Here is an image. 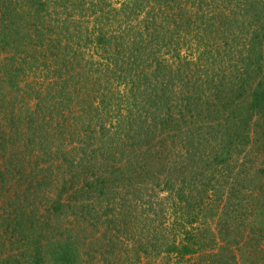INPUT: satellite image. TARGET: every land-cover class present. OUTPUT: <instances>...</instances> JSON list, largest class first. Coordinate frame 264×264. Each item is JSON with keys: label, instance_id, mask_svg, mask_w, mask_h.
<instances>
[{"label": "rangeland", "instance_id": "374dc122", "mask_svg": "<svg viewBox=\"0 0 264 264\" xmlns=\"http://www.w3.org/2000/svg\"><path fill=\"white\" fill-rule=\"evenodd\" d=\"M10 1L12 3V0ZM22 1L13 0V5L18 7L20 11L25 8ZM95 1L100 2L101 0H47L48 4L45 10H47L48 15L45 16L46 20L44 21L42 18V21L46 27H56L59 31L64 30V33L69 32L67 28L75 30L78 25V31L85 34L84 43L78 47L80 51L79 56L81 58H87L89 62L92 63L91 70H93L94 63L95 68L97 67L103 71L104 69L102 70V66L104 63H102V60L105 59L101 57V54L105 52H102V47L97 48L96 45L93 44L94 38H96L97 35V33H93V29L95 28L97 30L96 26L99 24L94 12L90 11V9H93V7H91L92 2L94 3ZM197 1L198 5H194V0H177L175 2L169 0L168 3H162L167 4L163 6H161L162 4L157 5V3L153 1L148 4L143 3V11L138 16L137 14L133 15L131 24L136 25L141 23V26H143V24H145V19L149 22H156L157 29H155L154 37L151 40V52H155L158 57L167 60L169 64H172L174 67L190 61L192 62V64L190 63L191 67L194 68L196 61L195 57L197 56L191 55V49L188 50V47H193V49L196 48V43H194L198 41V39L194 37L196 34V25L193 23L191 29L189 27L190 31H186L188 27H184L185 25H183L178 14L187 13V15H185L186 18L190 15L194 20L195 14L199 12V8H203V14L207 16L206 18H213V16H219L214 15L215 13L213 11L216 9L219 14H231V11L240 12L243 10V6L251 7V2L253 0H250V2H247V0H206V2L205 0H196V2ZM261 1V8L258 9H262L261 11L264 12V0ZM82 2H85V4L82 5ZM134 2L139 3L140 0H135ZM205 3H208V7ZM6 4L10 3L7 0H0V23L2 21L5 23L13 21V17L7 18L2 13L3 10H5L4 5ZM132 4L133 0H102V6L105 10H112L114 12L119 10V13L121 10L122 14L125 12L130 13ZM9 6V9H14L12 5ZM196 6H198V8ZM8 10L6 9V11ZM120 20L121 18L119 17L118 23H115V28L120 24L125 25L122 20ZM196 24L207 26L206 23H202V20L196 21ZM215 24L222 32L229 26V23L226 22L219 24L215 22L214 25ZM242 24L244 25L247 23L246 21L239 20L236 26ZM65 25L71 26L64 28L63 26ZM114 27L112 26V28ZM253 27L254 26H252V28ZM117 32L119 33V31ZM173 33H175L173 38H180L179 41L183 44L179 50L180 61L176 58L179 53L174 52L173 54V52H171L172 46L162 45L161 47V40L166 42L173 41ZM247 34H250V31L246 30L243 34L244 38L248 41L250 37ZM87 35L93 40L91 43L86 42L85 38ZM212 42L213 41L209 43ZM113 46L114 45L106 47L110 51L108 53V58H114L113 52H115V49ZM207 50L210 51L212 55L214 54L217 56L214 52L215 50L206 48V51ZM11 54L12 52L9 48L6 52L1 53L0 51V170H7L6 178L0 181V258H6L5 261H2L3 264H8L9 260L11 261L9 264H26L24 261H28L30 258L28 254H25L27 248L26 243H24V247H22L23 243L17 242L18 237L16 235L18 232H14V224H16V219H14L15 215L21 211H23L22 213L30 212V214H27V216H29L27 219L32 218L34 221H37L42 216L40 222L43 225V215L48 213V210L50 211L51 209L52 211L50 214L52 222H50L52 227L60 229V226H62V228H70L71 226L73 228V233L77 240L80 241L81 247H83L80 249V251H83L82 254L84 255L81 264H218V261H215L217 260V254H219V258H226L227 249H230L233 254L236 255V261L230 260V264H264V150L262 151L261 149L263 146L261 145L262 141L258 140L255 135L258 123L264 125L263 111L259 114L254 113L255 115H253L252 110L246 111L245 108H243L238 114L239 120H241L243 116L245 119H249L251 132L248 138L249 142L252 141V143L248 144L247 149L245 148L243 154L239 153L241 147L234 150V154L237 156L234 157L240 162L238 163L240 165L239 168L236 167L232 169V165H235L236 162L228 161L226 166H216L214 170L213 168L215 165L213 164L212 172H214V177H212L213 180L209 182L210 186L207 187L204 186L207 184L208 178H206V182H201L196 180L194 173L199 171V168L204 167V165V171L207 172V169L211 167L210 164H204L199 167L198 164L194 163L191 164L189 169L185 170L181 177L182 183H180L176 189L182 188L181 193L185 196L184 200H188V203L193 205L194 209H190L187 205L188 203L181 202L175 190L172 193L167 190H161L154 186L155 183H153V181L151 182L150 178L143 176L138 179L135 175L134 178L131 179L132 183H135L136 188H143V191H146L143 197V205L135 204L130 194L124 199L120 197L115 201L105 200L96 195V192L84 194L78 191L88 188V182H90L89 184L91 185L92 182L89 180L93 177V169L91 165L87 163L89 161L88 159L91 160L93 158V149L88 147L87 141L90 139L87 137L84 127L79 129L72 128V130H69L67 129L69 128L68 126L66 128L63 127V122H61L63 118L57 117V114L54 115L53 118L47 115V119H49L47 121H49L51 125H48L46 130L49 131L50 129L49 136L52 139L51 143L54 141L57 145L52 151L56 152L58 150L57 147H59L60 150H64L65 152V155L64 153L60 155L59 159L54 161V163H49L47 162L48 159L46 154L41 151V148L39 146L35 148L30 144V134H25L24 125L20 128L23 133V136H21L22 139L16 138L12 127L4 126L5 117L9 112V110H7L8 107H12L13 105L17 108L16 112H19L18 110L20 107H29L33 109L37 104L34 93L44 97L52 81L54 82V80H57V85L61 88V80L63 81L66 78V75H63V79H59L60 76L57 77L51 73H47L45 68H40L41 65L35 67L33 64V67H29L35 60L29 55H17L14 61L12 60ZM210 56V54L206 55L201 63L205 64L202 65V75L208 72L209 75L206 76H214L218 79L221 68L224 67L222 61L225 60H221V56L220 59L214 63L212 58L209 59ZM22 58H26L27 61H23ZM50 60L51 59L48 60V63L52 64ZM149 64H151V62H149ZM155 64L156 63H153V69L147 68V72L151 73V70L153 71L155 69ZM6 68L11 70L17 77L16 79L14 78V80H16L15 83L18 84L17 80L19 81L17 87H10L11 81H9V79L11 76L6 75ZM19 68H23L25 73L23 74V71ZM54 68L55 66H52L51 70L53 71ZM133 68L137 69V66L133 65ZM224 69L228 70L226 67H224ZM111 70H113V68ZM262 70L263 72L259 73L258 69L255 70L254 68L249 73L251 78L248 79L247 75L243 76L242 80H238L240 86L237 85V87L232 85L230 73H225L228 77L224 80V84L222 83L219 85V95L215 97V94L213 95V91H211V95H206L204 97L203 111L207 112V115L202 117V121L204 122L201 121L200 124L199 122L196 123L193 118L192 122L194 124L184 123V119H182L180 114L181 111H179L180 109L175 105L173 107V117L175 119L180 117L182 127L189 131L194 138L197 137V134L208 135L207 131L213 132L212 129L209 130L211 125L213 128H223L226 123V116L224 113L228 109L229 102L233 98H236L235 95L238 92L242 91L244 92L242 99L245 101V105L249 106L252 100L253 88L256 87L255 84L264 79V62ZM109 72L113 73L112 71ZM194 72L196 73L197 70H194ZM87 73L90 74V71L88 70ZM203 79L206 80V78ZM245 80H247V82H244ZM135 82H137V80H135ZM166 82L167 81H165V83ZM175 82L176 84H181V81ZM184 82L183 85L186 86V82ZM114 85V89L119 93H117L118 98H120L121 95L124 99L125 106L120 113L122 112V116H127L131 111L129 102L131 103V101L135 100L134 93H130L129 87L125 84L118 85L114 83ZM232 86L237 90L235 91V89H232ZM80 87L81 85L75 88H68L70 92L69 105L72 106L70 109L71 112H76V110L78 111L80 107L83 106L85 110L91 113L87 117L89 119L96 115V111L93 110L94 106L100 107L103 104L99 106V99L95 98V94L93 95L92 90L89 89L87 91L86 88L83 90L78 89ZM178 87L179 85H177L176 88ZM77 89L81 91L79 94L75 93ZM137 102L139 105L145 106V104H143V99ZM173 102L176 104V101ZM114 105L115 102L113 103V106ZM128 106L130 109H127ZM100 108H102V106ZM113 108L110 112L112 116L107 120L104 131L101 129L96 119L85 121L87 128L91 130L90 136H92L94 132L95 135H97L98 142L93 144L94 147L97 146L98 148L100 145L102 148H110L109 145L113 142H116L117 145H121V140L118 139L120 134L119 136L117 134L118 131H120L117 127L120 115H118ZM68 111L69 109L66 110V112ZM191 114L192 113H190V115ZM185 121L187 122V120ZM42 123V120H38L37 122L38 126L43 125ZM58 123L61 124L58 129L61 135L57 131ZM9 128L11 132L14 133L12 138H16L17 143L14 147H12L11 143H5L4 138L7 137L10 131ZM105 131L111 136L114 134L116 135L113 141L106 143V140H101ZM259 131L264 134L262 129H259ZM65 135H67L66 141H61L59 137L63 138ZM94 140L95 139H93V142ZM222 141L224 142L223 138H220L218 143ZM62 142H64L63 146L61 145ZM169 143L170 142H168V144ZM208 146L209 143L206 147ZM212 147H216L214 142L211 147L206 149V153L210 154L208 155L210 157L213 153ZM187 149L188 148L183 145H181V147L178 146L176 149L175 147H171L169 153L166 152V154L170 161H176L182 156L187 155ZM217 149H214V151ZM144 150L145 146L136 145L134 149L135 152L133 153L137 156H135V158H133V156L128 158H130L131 162H139V155H141ZM112 151L117 154L118 161L122 160L121 154L124 153L123 149H112ZM13 154H17V156L14 157ZM33 155L34 157L32 158ZM11 156L12 158L10 160ZM249 157H251L250 160ZM65 158L67 162L64 161ZM19 160H21L20 164L23 166L21 168L18 167L17 170L8 164L9 161L14 164ZM210 160L212 159L210 158ZM71 161L75 163L72 164ZM242 162L247 163V165L240 170L243 166ZM16 165L19 166V164ZM225 174L227 177L224 176ZM146 180L150 181V188L152 189L147 190L146 187H144L146 186L144 182ZM129 181L130 179H128V182ZM226 181L228 183L225 184ZM203 188L208 189V193L204 194V198L200 195L203 192ZM129 190L131 191V188ZM121 191L124 192L122 187L117 189L116 192ZM61 192H63L62 196H64L61 203L65 206L66 210L62 217H57L59 215H56L52 206L58 199V193L61 194ZM75 192H79L80 194L75 195ZM128 198L129 202L127 205L126 200ZM27 205H30V207L27 208ZM66 205L69 206L68 209ZM72 207L74 208L73 210H71ZM93 207H96V210L100 212L108 210L111 213L109 217L111 223L108 225L105 222H95L90 217L96 215V213L93 212ZM227 215L229 216L227 217ZM228 221H230L229 226H231V230L228 231L230 232V240L229 236H227L228 233H226L223 227V224ZM93 223L97 225L93 226ZM9 224H11L12 227H9ZM29 226L30 223L27 222L26 232H34L35 229L32 230L30 228L29 230ZM116 226H119L123 232L117 233L115 231H110L109 234H122L120 238L123 244H120L116 250H123L117 253L115 259L108 251L107 253L104 251V249L108 247H101L104 245V242L98 245V239L102 238L106 230H114L113 228ZM61 232L62 231H60V234ZM126 233L127 235L129 234V236L131 235V237L135 236V239L133 237L132 239L128 238V236L126 237ZM141 238L143 240L142 246H146L145 248L150 255L146 256L141 251H138L136 254V249H139L141 245H139L137 240ZM124 239L126 241H124ZM197 242L202 244L201 249L199 245L194 246ZM231 242L233 243L231 244ZM186 244H193L192 248L197 251L184 257L171 250L172 246ZM100 250L102 252L104 251V253ZM10 254H12V258L9 259ZM231 256L230 254V258ZM13 257L18 258L14 259Z\"/></svg>", "mask_w": 264, "mask_h": 264}, {"label": "trees", "instance_id": "16d2710c", "mask_svg": "<svg viewBox=\"0 0 264 264\" xmlns=\"http://www.w3.org/2000/svg\"><path fill=\"white\" fill-rule=\"evenodd\" d=\"M7 1L10 4L4 5L5 10H3L2 13L7 18L13 17V21L10 23L2 21L0 23L1 53L6 52L9 48L12 52V60L14 61L16 60L17 55H29L35 59L29 67H33V64L35 67L41 65L40 68H45L47 73H51L57 77L60 76L59 79H63V75H66V78L63 81L61 80V88L57 85V80H54V82L52 81L50 83L51 85L48 86L47 94L44 97L40 94L34 93V98L37 99V104L33 109L29 107H20L18 110L19 112H16L17 108L13 105L12 107H8L7 110H9V112L5 117L6 120L4 126L12 127L16 138L22 139L21 136H23V133L20 128L24 125L25 134H30V144L35 148L39 146L41 151L46 154L48 159L47 162L49 163H54V161L59 159L60 155L63 153L65 155V152L64 150H60L59 147H57L58 150L56 152L52 151L57 145L54 141L51 143L52 139L49 136L50 129L49 131L46 130L48 125H51L50 122L47 121L49 120L47 119V115H50L52 116L51 118H53V116L57 114V117L63 118L61 121L63 122L62 125L65 128L68 126L69 128L67 129L69 130H72V128L79 129L84 127L86 135L90 139L87 141L88 147L93 149V158L91 160L88 159L89 161L87 162L93 169V177L89 180L92 182L91 185L89 184L90 182H88V188L78 190L80 193L89 194V192H96V195L99 197L112 201H115L120 197H123V199L127 198L130 194L135 204L143 205V197L145 196L144 194L146 191H143V188H136L135 183H132L131 179H133L135 175L138 179L143 176L150 178V181L155 183L154 186L161 190H167L171 193L175 190L176 195L179 197L178 199L187 204L189 201L186 199L184 200L185 196L181 193L182 188L176 189V187L182 183L181 177L185 170L189 169L191 164L196 163L199 167L204 164H210L211 167L207 169V172L204 171V165V167H200L199 171L194 173L196 180L201 182H206L205 180L208 178L207 184H205V186L203 185L204 187L210 186L209 182L213 180V164L215 165L213 168L214 170L216 166H226L228 161L236 162L235 165H232V169L240 167L238 164L240 162H238L234 150L241 147L239 153L243 154L245 148L247 149L248 144L252 143V141L249 142L248 138L251 132L249 119H245L243 116L241 120H239L240 118H238V114L243 108H245L246 111L252 110L253 115H255L254 113L259 114L262 111L264 114V79L255 84L256 87L253 88L252 100L249 106H246L245 101L242 99L244 92H238L235 95L236 98H233L229 102L228 109H225L226 111L224 115L226 116V123L224 124V127L217 129L213 128L211 125L209 130L212 129L213 132L207 131L208 135L197 134V137L194 138L189 131L182 127L180 117H178V119L173 117V107L175 105L180 109L179 111H181L180 114L182 119H184V123L194 124L192 122V119L194 118V122H199L200 124L202 117L207 115V112L203 111L204 97L206 95H211V91H213L212 93L213 95L215 94V97L219 95L220 91L218 87L220 84H224V80L228 77L225 73H230L232 85L237 87V85H239L238 80H242L243 76L247 75L248 79L251 78L249 73L254 68L255 70L258 69L259 73L263 72L264 12L261 11L262 9H258L261 8V0H253L251 2V7L243 6V10L246 11H231V14H219L216 9L213 11L215 13L214 15L219 16H213V18H206L207 16L203 14V8H199V12L195 14L194 20L190 15L186 18L185 15H187V13L178 14L183 25H185L184 27H188L186 31L189 30V27L191 29L193 23L196 25V34L194 35V37L198 39L197 42H194L196 43V48L193 49V47H188V50L191 49V55L197 56L195 57L196 61L194 68L191 67L192 62L190 61L174 67L172 64H169L167 60L158 57L155 52H151V40L154 37L155 29H157L156 22H149L145 19V24H143V26H141V23L136 25L131 24L133 15L137 14L138 16L143 11V3L148 4L153 1L157 3V5H160L162 3H168L169 0H140L139 3H135V0H133L132 7H130V13L125 12L123 14L121 10L120 13L119 10L117 12L105 10L102 6V0L100 2H92L91 7H93V9H90V11L94 12L98 19L97 22L99 23L96 26L97 30L93 27V33H97V35L96 38H94V41L91 40L88 35L85 39L87 43L93 41V44H95L97 48L102 47V52H105L104 54H101V57L105 59L102 60V63H104L102 66V70L104 69L103 71L97 67L95 68L94 63L93 70H91L92 63H90L87 58L85 59L79 56L80 51L78 47L84 43L85 34L78 31V25L77 27L75 26V30L67 28L69 32L64 33V30L59 31L56 27H46L43 24L44 22L42 21V18L45 21V16L48 15L47 10H45V7L48 4L47 0H21L25 7L22 11L13 5V0L12 3L10 0ZM172 1L175 2L177 0ZM195 2L196 0H194V5H198V1ZM247 2H250V0H247ZM81 4L84 5L85 2H82ZM205 4L208 7V3ZM9 5H12L14 9H9ZM163 5L167 4H162L161 6ZM196 7L198 8V6ZM6 9L9 10L6 11ZM119 17L125 25L120 24L115 28V23H118ZM199 20H202V23H206L207 26L196 24V21ZM239 20L246 21L247 24L236 26V23H239ZM215 22H218V24L225 22L229 23L228 28L224 29L226 32L220 31L218 26H216V24L214 25ZM67 26L71 25H65L63 27L65 28ZM112 26L114 28H112ZM252 26L256 28H252ZM246 30L250 31V34H247L250 37L248 41L243 35ZM117 31H119V33ZM173 34L172 38L175 36V33ZM179 39L173 38V41L169 42L161 40V47L162 45H169L172 46L171 52H173V54L174 52L179 53V50L183 45ZM211 41L213 42L209 43ZM112 45H114L113 47L115 49V52H113L114 58H108V53L110 51L106 47ZM206 48L215 50L214 52L217 56L214 54L212 55L208 50L206 51ZM208 54L211 55L209 59L212 58L214 63L220 59L221 56V60H225L222 62L224 63V67L228 68V70H225L224 67L221 68L218 79L214 76H206L209 75L208 72L202 75V65L205 64L201 63ZM176 58L179 61L181 60L180 53ZM49 59H51L50 61L52 64L48 63ZM22 60L27 61L26 58H22ZM149 62H151V64H149ZM153 63H156L154 66L155 69L153 71L151 70V73L147 72V68L153 69ZM133 65L137 66L138 70L133 68ZM52 66H55L53 71L51 70ZM112 68L113 70H111ZM19 69L23 71V68ZM8 70L9 69L6 68V75L11 76L9 79V81H11L10 87H17L19 81L17 80V84L15 83L16 80H14V78L16 79L17 77L11 70ZM88 70L90 71V74L87 73ZM194 70H197V72L195 73ZM109 71H112L113 73ZM24 73L25 72L23 71V74ZM203 78H206V80ZM135 80H137V82H135ZM165 81L167 82L165 83ZM175 81H181V84H176ZM183 82L186 86L183 85ZM244 82H247V80ZM114 83H117L118 85L125 84L129 87V92L134 93L135 100L131 101L132 104L129 102L131 105V111L127 116H122V112L120 113L125 104L121 95L120 98H118L119 93L114 89ZM78 85H81L78 89L83 90L86 88L87 91L89 89L92 90L93 95L95 94V98L99 99V106L100 104H103L101 105L102 108H100L101 106H94L93 110L96 111L94 117L88 119L87 117L91 113L88 110H85L83 106H81L78 111L75 109L76 112H71L70 108L72 106L69 105L70 92L68 88H75ZM177 85H179L178 88H176ZM78 89L75 92L77 94L81 92ZM232 89L235 88L232 86ZM236 90L237 89H235V91ZM142 99L145 106L139 105L137 102ZM51 100L55 102H52ZM173 101H176V104ZM114 102L115 105L113 106ZM112 108L118 113V115H120L117 124L118 130L120 131H118L117 134L118 136L120 134L118 139L121 140V145H117L116 142H113L109 145L110 148H102L100 145L98 148L97 146L94 147L93 144L98 142L97 135H95L94 132L93 135L90 136L91 130L87 128L85 121L96 119L98 124H100L101 129L104 131L107 120L112 116L110 113ZM67 109H69L68 112H66ZM127 109H130V107L128 106ZM190 113L192 114L190 115ZM38 120H42L43 125L38 126ZM185 120H187V122ZM78 124L81 125L79 126ZM59 125L61 124L58 123L57 131L60 134V131L58 130L60 128ZM51 127L54 128L53 126ZM256 127L255 135L258 140L262 141L261 145L263 146L261 149L263 151L264 134L260 133L259 129H262L264 133V125L258 123ZM14 133L10 130L7 137L4 138L5 143H11L12 147L17 143L16 138H12ZM66 136L67 135L63 138L59 137V139L61 141H66ZM115 136V134L111 136L105 131L101 140L104 139L106 140L105 142L108 143L113 141ZM220 138H223L224 142L222 141L218 143ZM93 139L96 141L94 140L93 142ZM168 142L170 143L168 144ZM213 142L216 147H212L213 155L211 154L210 157L208 156L210 154L206 153V149L211 147ZM208 143L209 146L206 147ZM63 144L64 142L61 143L62 146ZM136 145L145 146V150L139 155V162H131L130 158L132 156L133 158L137 156L133 153L135 152L134 149ZM181 145L188 148L187 155L182 156L176 161H170L166 152L169 153L171 147H175L176 149L178 146L181 147ZM111 148L113 150H124V153L121 154L122 160L118 161L117 154L113 152ZM214 149L217 150L214 151ZM13 156L16 157L17 154H13ZM33 157L34 155L32 158ZM11 158L12 156L10 157V160ZM210 158L212 160H210ZM250 159L251 157H249V160ZM64 161L67 162L66 158ZM71 162L72 164L75 163L74 161ZM20 163L21 160L14 164L9 161L8 164L17 170L18 167L21 168L23 166ZM16 164H19V166ZM242 164L243 166L240 170L247 165L245 162H242ZM6 175L7 170H0V181L6 178ZM224 176L227 177L226 174ZM128 179H130L129 182ZM150 181H144L146 183V186L144 187H146L147 190L152 189L150 188ZM226 183L228 182L226 181L225 184ZM120 187L123 188L124 192H116ZM130 188L131 191L129 190ZM79 192H75V195L80 194ZM62 193L63 192H61V194L58 193V199L52 206L56 215H59L57 217H62L66 210L65 206L61 203V200L64 197L62 196ZM206 193H208V189L203 188V192L200 195L204 198V194ZM128 202L129 198L126 200L127 205ZM187 205L190 209H194L193 205H190L189 203ZM28 207H30V205H27V208ZM66 207L67 209L69 208L68 205H66ZM73 209L74 208L72 207L71 210ZM51 211L52 209L50 211L48 210V213L43 215V225L40 222L42 216L37 221H34L32 218L27 219L29 218L27 214H30V212L22 213L23 211H21L15 215L14 219H16V224H14V232H18L16 235L18 237L17 242L23 243L22 247H24V243H26L27 248L25 254H28L30 257L28 261L26 260L24 263L81 264L84 255L82 254L83 251H80V249L83 247H81L80 241L77 240L73 233V228L71 226L70 228H62V226H60V229L52 227ZM93 212L96 213V215L90 217L95 222H105L108 225L111 223L109 220L111 213L108 210L100 212L96 210V207H93ZM228 216L229 215H227V217ZM27 222L30 223L29 230L30 228L32 230L35 229L34 232H26L25 229ZM229 223L230 221L223 224L226 233H228L227 236L230 235V232L228 231L231 230ZM95 225L97 224L93 223V226ZM9 227H12L11 224H9ZM113 229L114 230L109 231L106 230L103 233L102 238L98 239V245L104 242V245L101 247H108L107 249H104V251L106 253L108 251V253L112 254L116 259L117 253H120L123 250H116L120 244H123L120 238L122 234L113 235L109 233L110 231H115L117 233L123 231L119 226H116ZM60 231H62L61 234ZM127 236L128 238L132 239L133 237L135 239V236L131 237V235L129 236V234L127 235L126 233V237ZM124 241L126 240L124 239ZM142 241V238L137 240L139 245H141L139 249H136V254L138 251H141L146 256L150 255L145 248L146 246H142ZM232 243L233 242H231V244ZM198 245L201 249L202 244L199 242L194 244V246ZM192 247L193 244L178 245L172 246L171 250L172 252H176L185 257L186 255L197 251ZM227 250L226 258H219V254H217V260L215 261H218V264H230V260L236 261V255H234L230 249ZM104 251L101 252L104 253ZM230 254L232 255L231 258ZM10 258H12V254H10L9 259ZM13 258L16 259L18 257ZM5 259L6 258H0V264H3L2 261H5ZM10 262L11 261L9 260L8 264Z\"/></svg>", "mask_w": 264, "mask_h": 264}]
</instances>
